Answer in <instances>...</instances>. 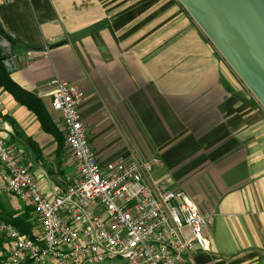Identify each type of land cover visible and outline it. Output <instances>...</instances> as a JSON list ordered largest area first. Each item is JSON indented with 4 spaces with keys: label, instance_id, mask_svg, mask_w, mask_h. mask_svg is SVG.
<instances>
[{
    "label": "crops",
    "instance_id": "obj_1",
    "mask_svg": "<svg viewBox=\"0 0 264 264\" xmlns=\"http://www.w3.org/2000/svg\"><path fill=\"white\" fill-rule=\"evenodd\" d=\"M0 29L13 80L63 134L56 78L84 90L102 164L156 157L153 180L212 216L198 264H264V108L178 0H20L0 8ZM0 120L38 188L49 197L64 188L76 173L66 144L1 89ZM27 207L0 190V216ZM8 247L0 232V257Z\"/></svg>",
    "mask_w": 264,
    "mask_h": 264
},
{
    "label": "built area",
    "instance_id": "obj_2",
    "mask_svg": "<svg viewBox=\"0 0 264 264\" xmlns=\"http://www.w3.org/2000/svg\"><path fill=\"white\" fill-rule=\"evenodd\" d=\"M18 1L0 0V8ZM0 46L2 63L11 72L17 62L1 29ZM45 50L50 51L47 43ZM52 85V106L61 115L76 173L46 196L0 127V190L31 207L39 229L30 239L1 223L9 247L0 264H198L197 256L210 251L205 231L212 216L202 214L185 192L153 180L160 164L156 157L102 164L81 115L84 90L58 78Z\"/></svg>",
    "mask_w": 264,
    "mask_h": 264
},
{
    "label": "water",
    "instance_id": "obj_3",
    "mask_svg": "<svg viewBox=\"0 0 264 264\" xmlns=\"http://www.w3.org/2000/svg\"><path fill=\"white\" fill-rule=\"evenodd\" d=\"M264 108V0H178Z\"/></svg>",
    "mask_w": 264,
    "mask_h": 264
},
{
    "label": "trees",
    "instance_id": "obj_4",
    "mask_svg": "<svg viewBox=\"0 0 264 264\" xmlns=\"http://www.w3.org/2000/svg\"><path fill=\"white\" fill-rule=\"evenodd\" d=\"M2 60L3 58L0 49V89L12 96L19 106L24 107L31 112L37 118L45 133L56 136L59 139V149L61 150L65 143V135L58 129L55 121L48 113L44 102L36 94L24 89L14 81L10 72L4 67ZM35 219V213L29 206L22 214L17 215L14 213L7 216H0V222L12 225L30 239H34L35 236H37L35 231L37 227L36 224H34ZM1 258L2 257H0V262ZM27 264L32 263L28 262Z\"/></svg>",
    "mask_w": 264,
    "mask_h": 264
},
{
    "label": "rangeland",
    "instance_id": "obj_5",
    "mask_svg": "<svg viewBox=\"0 0 264 264\" xmlns=\"http://www.w3.org/2000/svg\"><path fill=\"white\" fill-rule=\"evenodd\" d=\"M0 49H1V54H2V48H1V46H0ZM101 264H125V263L123 261H116V262L107 261V262H104V263H101Z\"/></svg>",
    "mask_w": 264,
    "mask_h": 264
}]
</instances>
